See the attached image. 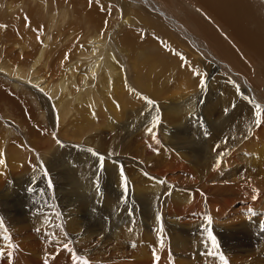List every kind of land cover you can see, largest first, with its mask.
Masks as SVG:
<instances>
[{
    "label": "bare ground",
    "instance_id": "6f19581e",
    "mask_svg": "<svg viewBox=\"0 0 264 264\" xmlns=\"http://www.w3.org/2000/svg\"><path fill=\"white\" fill-rule=\"evenodd\" d=\"M127 2L0 0V116L10 118L5 123L11 129L0 121V197L5 193L0 199L5 208L0 207V252L4 253L0 264H77L76 257L90 264H224L220 255L228 264H264V108L256 116L257 104H264L243 96L242 103L226 110L225 96L221 95V105L218 98H212L215 105L208 102L203 111L208 129L200 132L194 123V98L187 96L188 101L168 105L160 125L154 124L152 114L147 122L139 123L128 105L133 93L125 67H133L134 85L142 97L152 98L150 94L159 93L157 86L163 82L153 76L152 67L145 71L140 58L138 65L136 56L133 60L127 54L135 41L133 31L124 28L130 16L141 18L140 12L128 11L133 4ZM152 6L148 14L158 12ZM115 12L123 16V27L113 25ZM162 12L160 16L171 19ZM45 20L50 21L48 26ZM170 23L180 27L173 19ZM238 23L237 19L227 23L233 34ZM200 26L214 44L218 36ZM110 36L119 41L121 50L114 46L115 52L107 44ZM259 42L246 47L264 60V43ZM221 58L233 68L247 69L232 49H223ZM208 64L204 62L203 69L209 71ZM175 66L171 68L178 71L175 78H189L182 84L194 78L191 69ZM248 89L257 95V90ZM27 91L35 104L24 97ZM89 98L94 99L92 105ZM169 116H174L171 121L176 128L185 122L196 126L189 130L201 147H205V136L209 146H224L223 161L209 155L205 163L194 162L195 151H185L180 143L169 140L171 125L162 123H171ZM257 119L260 122L254 123ZM6 131L16 135L10 137ZM107 140L119 142L121 150L105 148ZM164 140L167 150L160 152ZM75 143L80 148L74 154ZM29 144L37 156L27 151ZM93 152L104 157L108 186L100 187L96 181L99 158ZM254 152L263 155L262 161L253 159ZM121 168L127 193L121 187ZM166 187L173 190L166 193ZM169 193L173 204L165 212L162 206L172 200ZM208 216L218 249H213L205 231ZM197 232H203L202 241L195 237L187 241L188 236L199 237ZM214 251L215 256L209 255Z\"/></svg>",
    "mask_w": 264,
    "mask_h": 264
},
{
    "label": "rangeland",
    "instance_id": "374dc122",
    "mask_svg": "<svg viewBox=\"0 0 264 264\" xmlns=\"http://www.w3.org/2000/svg\"><path fill=\"white\" fill-rule=\"evenodd\" d=\"M47 1H49V0H47ZM93 1H95V0H93ZM227 1H229V0H227ZM227 1L226 0H211V2H210V0H141V2H142L141 5H139L135 0L133 2L128 0V2H127V4L129 2H131L133 4V9H131L130 7H127L128 11L133 13L136 10V12H140V14H141V18L130 16L129 23L124 28V30L129 29V30L133 31L132 34L134 35L133 37H134V41H135L134 46L130 49V51H128L127 54H130L131 59H133V60L136 56V58L138 59V65H140L139 64L140 62H142L141 67L144 66L142 68L145 71H147V70L150 71V69L148 67H150V68L152 67L151 71L153 70L152 71L153 76L158 75L157 77L160 79V82H163V83H161L162 87L157 86L158 89L159 88L161 89V91L159 93H154V94L151 93L150 96L151 97L153 96L152 98L148 97L147 94L143 95V97H142V94L136 90L138 88L134 85V79L135 78H133L134 77L133 71H132V70H134L133 67L132 66L131 67H125V69L128 73L129 82H130L131 87H132L131 92L133 93V95H131L133 98L129 99L128 105L131 107L133 112L135 111L134 117L137 118L139 123L147 122V120H149L148 117L152 114L154 124L160 125L161 124L160 120H163L161 118V115L165 114L166 108L168 107V105L170 106V103L172 101L173 102L171 104H173V103L179 104L182 102V100L188 101L187 98L188 97L190 98L193 96V98H194V100H193L194 111L193 112L196 115L194 117L196 119V121H194V123L197 125V127L191 126V124L189 125L188 122H185L182 124V126L180 128L178 126L176 128L175 123L171 121V120H173L174 116H169L170 119H168V121H171V123H168V122H162V123L165 127L166 126L168 127L169 125H171L167 128L168 131H170L169 132V136H170L169 140L171 142H173V144L180 143L181 146L185 148V151H193V152L195 151L196 158L194 159V162H199V163H205L204 159L206 160V157H208L209 155L214 156L215 159L217 157H222V159L220 160V162H222L224 159L225 153H226V149L224 146L221 147L222 149L209 146L206 136L204 137V139H206L205 147H201L199 144H197V139L194 137V135L192 136V130H189L193 127H196L199 131L200 130L203 131L205 129L206 130L208 129L209 122H207L208 120H207L205 114L203 113V111L206 109V107H207L206 104L208 102H209V104L215 105L212 102V98L213 99L218 98L217 99L218 105H221V102L219 101L221 99V95L225 96V99L228 102V106L226 107V110L232 109L235 106V103H237L238 101L242 103L243 96H245L246 98L252 99V100H254L256 98L260 103L264 104V100L259 99V98L264 99V60L259 58L258 56H256L254 54V52H252L251 50H247L248 48L246 47L247 44L248 45H255L256 43H258L261 40L258 36H260L262 38V40H264V35H263L264 34V30H263L264 29V24H263L264 23L263 22L264 21V0H241V1L240 0H231L229 2V4H227ZM243 2L244 3L246 2V4H248V5L244 4ZM147 3H149V6L147 5ZM199 3L200 4L202 3V4L200 5ZM197 4H199V5H197ZM241 4H243V5H241ZM150 5L151 6L153 5L154 9H158V12L157 13L150 12L148 14V10L150 8ZM140 6L143 7L144 10L140 9L139 8ZM156 6H158V7H156ZM203 6L205 7V9ZM212 7H214V8H212ZM236 7H238L239 9ZM241 7H243V8H241ZM226 8H227V10H225ZM206 9H208L210 11V13ZM215 9H216V11H215ZM246 9H248L247 12H246ZM161 10H163V12H162L163 14H165L166 16L173 19V21L175 22L174 23L175 26L179 25L180 27L174 28V26L170 23L171 19L163 18L162 16H160L159 11L161 12ZM242 10H244V11L242 12ZM250 10H251V12H250ZM248 12H250V13H248ZM238 13H240V14H238ZM257 14L260 18L262 16L261 20L259 17L257 18ZM217 15L219 16L218 18L216 17ZM213 16H215V17H213ZM245 16H246V19H245ZM239 18H240V20H239ZM236 19L239 21V23H238L239 25H237L234 28V34H233L232 30L228 27L227 23L230 24L231 22H233ZM251 19H253V20H251ZM113 20H114L113 25L115 27H123V16H121L118 12H115ZM244 20L245 21L249 20V22L247 23ZM250 20L252 23H250ZM254 21H257V22H254ZM44 22L46 23L47 21L45 20ZM48 22H50V21H48ZM48 22H47V24H45L46 26H48ZM202 24L207 29H209L211 32H213V34L218 36L217 41L214 44L211 42V40H209L210 39L208 37L209 35L206 36L205 33H203L204 31H201L200 25H202ZM45 28H47V27H45ZM227 29H229V30H227ZM238 29L240 30V32ZM229 31H231V32L229 33ZM243 32H244V34H243ZM182 34H183V36H182ZM189 34H191V35L189 36ZM237 35H238V37L240 36L239 37L240 39L236 38ZM245 36H247L249 39L246 38ZM243 38L245 39L246 43H245ZM189 40L190 41L192 40L191 41L192 43ZM195 40H198V41L195 42ZM262 40L259 43H261ZM198 42H199V44H198ZM207 42H208V44H207ZM263 43H264V41L261 44L263 45ZM107 44H112V46H113L112 50L115 52H116V50L114 49V46L119 47L121 50V45H120L119 41L113 36L109 37ZM157 44H159V45H157ZM196 44L199 46V48H197L198 46ZM203 44L205 45V47ZM218 44L220 46L216 47V45H218ZM208 45H211V46H208ZM221 45H223L224 47ZM201 46L206 48L207 50L205 49L206 51H204V48H202ZM225 46L228 50L225 48ZM195 48H196V50H195ZM223 49H224V51H230L231 49L234 50L237 53V55H239V58H241L243 60V62L245 63V66H247V69H238L236 67L233 68L230 65V63H228L224 59H222L221 58V52L223 51ZM201 51L203 53H206L208 51L207 52L208 55H204ZM263 54H264V48H263ZM155 55L157 57H154ZM195 55L199 56V59ZM211 56L213 59L211 58ZM191 57H193V59ZM126 58L128 59V56H126ZM139 58H140V62H139ZM210 59H212V60H210ZM151 61H153V62H151ZM214 61H215V63H214ZM204 62L210 63L207 65V66L211 65V69H210V66L207 67V69H209V71H207L206 69H203ZM213 64H214V66H213ZM217 64H218V66H217ZM154 65H156V66H154ZM174 65H176L175 66L176 68L178 66V69H181L182 71L184 68H185V70H187V68H188V71L191 69L190 71L192 72V74L194 76L193 79L192 78L190 79L191 82L189 80L188 81L189 83L187 82V83L182 84L181 82H186L187 81L186 79H189V78L188 77L184 78L185 79L184 81L177 79L178 78V74H177L178 71L176 73L171 71V68H173ZM190 66H191V68H190ZM213 67L214 68L217 67L216 71H214V69H212ZM237 67H239V66H237ZM159 68L161 70L162 69L163 70L160 71ZM239 68H241V66ZM226 69H227V71H226ZM229 69H230V71H229ZM242 70H243L244 74L241 73ZM163 71H167L166 73H168L170 71V73L167 75L165 72L163 73ZM160 72H162V73H160ZM235 74H237V76H235ZM243 75H244V77H243ZM245 76H247V78H245ZM145 77L152 80L151 77H148V76H145ZM175 77H177V78H175ZM200 77H202V78H200ZM171 78H173V80L168 81ZM241 78H242V81H241ZM248 79L250 82H248ZM175 80H176V82L178 80H179V82L180 81L181 82L180 83L178 82L179 84L178 83L176 84ZM246 84H248L249 86H246ZM179 85H182V86H179ZM183 85L184 86L188 85V87L192 86L193 88L191 87L188 89L185 86L186 89L181 90L184 88ZM254 86H256V88ZM170 87H172V88H170ZM181 87H183V88H181ZM248 87L257 90L258 91L257 95L258 96L260 95L259 98L257 97V95L254 94V91L251 89H248ZM167 88H169L168 89L169 91L167 90ZM158 89H156V90H158ZM191 89H193L194 91ZM187 90L189 92H187ZM190 90L194 94L190 93L191 92ZM162 91L165 93V95H163V96H162V94H164V93ZM157 94H160V95H157ZM189 95H191V96H189ZM24 97H26L31 103H33V104L36 103L35 98L32 96V94L30 92L27 91L24 94ZM148 100H151L154 103L150 104V103H148ZM87 101H88V104H91V105L94 103L93 98L92 99L89 98V99H87ZM157 101L159 102V105H161V106H158ZM145 102L149 105L145 104ZM212 105H210V106H212ZM257 105H260V104H257ZM117 106H119L118 102H117ZM260 107L264 108V106H262V105H260ZM139 113L142 115V117ZM211 113L214 114V112H210V114ZM226 113L228 114V112H226ZM210 114L208 113L207 115H210ZM139 115L142 119L139 117ZM7 120H10V118L5 117L3 115L0 116V121H4L3 125H5L4 126L5 129L11 130L5 123V122H8ZM129 122H131V120ZM198 126H199V128H198ZM6 133H9L8 135L10 137H12L15 134V132H11V131H6ZM10 133H12V135ZM107 141H110V140H107ZM9 142H11V141H9ZM104 144L106 145V143H104ZM108 144L110 146H112V148ZM108 144L106 145L108 147L105 146V148H107V149L110 148V150H114V151L117 150L119 152L122 148V146L119 142L117 144L116 143L114 144V142L110 141V142H108ZM30 146H31L30 144L26 146L27 151H29L31 153V155L37 156V153H36L37 151L32 146L31 147ZM38 146L41 147L42 149H44V147H42L40 145H38ZM171 146H174V145H171ZM72 147L74 148V154L80 148V147H78L77 143L73 144ZM175 147H177V146L175 145ZM258 148L260 149V145L256 147V150H258ZM165 149H166V147H165V140H164L163 142H161L158 151L161 152ZM134 150H136V149H134ZM134 150L132 149V151H134ZM138 151L140 154L139 149H138ZM155 151H157V149H155ZM134 152H137V150ZM114 154H116V153H114ZM117 154H119V153H117ZM143 155L146 156V153H144ZM262 157H263V155L259 154L258 152L253 153V159L255 161H259V162L262 161ZM9 159H10V156H7L6 160L8 161ZM201 159H203V160L201 161ZM138 160H141V159L137 158V161ZM37 161H38V158H37ZM139 162L145 163L146 161H139ZM37 163H39V161ZM97 175L99 177V180L96 179V181L99 182V186L100 187H102L103 185L108 186L109 183L106 182L107 176L103 172V166H101L100 163H99V170H98ZM97 182L95 183V185H97ZM48 186H49V183H48ZM122 186H123V183H121V187ZM166 188H165L166 193L169 192V190H168L169 188H170V190H173L172 187H168L167 189ZM4 195H5V193L1 194L0 199ZM162 195L164 196L165 194L162 193ZM169 196L171 197L172 200H168V203L165 206L164 205L162 206L165 209V212H167L166 210H168L169 206L173 204V196L170 195V193L167 197L169 198ZM0 207L4 208L1 205V202H0ZM98 208H102V206H98ZM206 210L207 209L205 208L204 212H206ZM197 212L198 211H196L195 213H197ZM1 215H2V213L0 212V216ZM195 231H198V228L195 229ZM197 233H199V232H197ZM197 233H196V235L197 236L199 235V237L193 236V239L190 237V239H191L190 240L189 236H188L187 241L194 240V237H195V240L197 239V241L201 240L203 232L202 233L200 232L201 234L200 233L197 234ZM218 235H219V233H218ZM218 237L220 238V235ZM219 242H220V244H222L221 238H220Z\"/></svg>",
    "mask_w": 264,
    "mask_h": 264
},
{
    "label": "snow or ice",
    "instance_id": "6c2138e0",
    "mask_svg": "<svg viewBox=\"0 0 264 264\" xmlns=\"http://www.w3.org/2000/svg\"><path fill=\"white\" fill-rule=\"evenodd\" d=\"M148 103H154L153 101L151 100H148ZM260 105H257V112H256V116L259 117L261 115V112H260ZM259 119H257L256 121H254V123H259ZM151 131V130H150ZM89 151H93L92 149H89ZM93 155H96L98 158H99V163L101 164V166H103V160H104V157L103 156H100L99 153H96V152H93ZM44 175L45 176H48V173H47V170L45 169L44 171ZM120 175H121V178L123 180V188H124V192L127 193L128 191V183H127V180L126 178L124 177V172H123V168L120 169ZM48 183H49V187L52 186V182H51V179L48 180ZM157 219L158 220H162V217L161 216H157ZM207 224H208V227L205 228V231L207 232V237H208V240L211 242V246L213 247V249H218L219 248V245L217 243V240H216V237L215 235H213V232H212V229H211V224H212V217L211 216H208L207 217ZM5 239H7V237H5ZM65 247L67 248V244L65 243ZM4 253L3 252H0V255H3ZM217 253L214 251L212 253H209V255H213L215 256ZM158 259V258H157ZM220 259L224 261V264H228L227 260L223 257V255H220ZM76 260H77V264H90V262L87 260V259H81L80 257H76Z\"/></svg>",
    "mask_w": 264,
    "mask_h": 264
}]
</instances>
